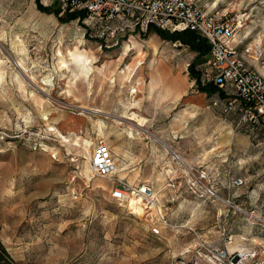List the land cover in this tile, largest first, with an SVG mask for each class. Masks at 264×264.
<instances>
[{
  "label": "rangeland",
  "instance_id": "1",
  "mask_svg": "<svg viewBox=\"0 0 264 264\" xmlns=\"http://www.w3.org/2000/svg\"><path fill=\"white\" fill-rule=\"evenodd\" d=\"M198 1L238 19V51L264 75L247 52L264 50V0ZM61 15L0 0V238L17 263L213 264L207 248L223 232L230 248L263 243L264 122L199 91L195 52L180 41L147 29L98 40ZM98 140L116 158L114 177L91 173ZM234 176L242 184L227 188ZM117 178L151 184L161 215L136 211L132 193L113 198ZM210 186L220 198L205 195Z\"/></svg>",
  "mask_w": 264,
  "mask_h": 264
},
{
  "label": "built area",
  "instance_id": "2",
  "mask_svg": "<svg viewBox=\"0 0 264 264\" xmlns=\"http://www.w3.org/2000/svg\"><path fill=\"white\" fill-rule=\"evenodd\" d=\"M54 1L57 2L60 12L75 11L82 14V21L98 40L111 39L117 42L120 36L136 29L144 31L149 25L170 30L195 31L209 43V56L206 60L209 71L205 72L203 81L213 83L222 91L225 97L224 109L228 111L239 107L244 116L259 118L264 122V75L256 67L247 64L238 51L235 38L241 25L234 15L217 9L208 11L198 0ZM247 52L264 67V50L261 44ZM172 151L179 159L176 151ZM89 162L92 175L111 178L117 171L116 158L104 140L95 143ZM205 178V173L199 177L192 175L190 188L199 190L201 179ZM116 180L117 183L111 189L113 198L123 199L128 193H132L140 198L151 219L152 211L161 215V208L151 184L144 182L133 187L122 178ZM242 182L240 177H231L227 188L239 186ZM204 193L212 199L220 198L216 186L206 188ZM162 221L166 223L164 218ZM152 229L159 232L158 226H153ZM230 239L231 236L223 232L221 245L207 248L213 264H264V242L256 247L230 248Z\"/></svg>",
  "mask_w": 264,
  "mask_h": 264
},
{
  "label": "trees",
  "instance_id": "3",
  "mask_svg": "<svg viewBox=\"0 0 264 264\" xmlns=\"http://www.w3.org/2000/svg\"><path fill=\"white\" fill-rule=\"evenodd\" d=\"M36 4L41 11L45 12H54L57 16L60 13L59 7H50L43 5L40 0H36ZM82 14L75 11H66L63 12L60 19L71 20L79 17L81 19ZM149 31H153L158 34L160 37L170 40V41H180L181 43L187 45L193 52H195L194 60L189 63V73L191 77L195 80L197 85V89L199 91L205 92L210 95L212 93L218 92L220 95H223L222 91L218 89L216 85L210 82H204L202 79V75L205 73H199L196 70V63L206 61L209 56V43L199 34L191 29H184L180 31H171L161 29L156 25H149L147 28ZM224 96V95H223ZM0 264H18L17 261L13 258L11 253L8 251L7 247L4 245L0 238Z\"/></svg>",
  "mask_w": 264,
  "mask_h": 264
},
{
  "label": "bare ground",
  "instance_id": "4",
  "mask_svg": "<svg viewBox=\"0 0 264 264\" xmlns=\"http://www.w3.org/2000/svg\"><path fill=\"white\" fill-rule=\"evenodd\" d=\"M98 111V109H95ZM159 141L164 144V146L167 149H171L170 146L163 140L159 138ZM172 151V150H171ZM173 152V151H172ZM174 153V152H173ZM179 155V154H178ZM174 157H176V154L174 153ZM179 160L182 161V163H185V159L179 155ZM186 169V168H185ZM188 174V172H187ZM222 199V198H221ZM224 201V199H222ZM129 205H131L136 211H141L143 209L142 203L140 198L133 196L129 198Z\"/></svg>",
  "mask_w": 264,
  "mask_h": 264
}]
</instances>
